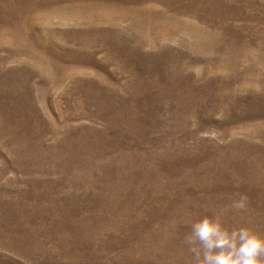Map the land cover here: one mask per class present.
Here are the masks:
<instances>
[{"label": "rangeland", "instance_id": "obj_1", "mask_svg": "<svg viewBox=\"0 0 264 264\" xmlns=\"http://www.w3.org/2000/svg\"><path fill=\"white\" fill-rule=\"evenodd\" d=\"M225 208L264 238V0H0V264H195Z\"/></svg>", "mask_w": 264, "mask_h": 264}, {"label": "clouds", "instance_id": "obj_2", "mask_svg": "<svg viewBox=\"0 0 264 264\" xmlns=\"http://www.w3.org/2000/svg\"><path fill=\"white\" fill-rule=\"evenodd\" d=\"M247 198L241 196L231 204V210L246 208ZM220 214L203 217L191 224L184 244L193 254L195 264H264V238L246 227L227 229Z\"/></svg>", "mask_w": 264, "mask_h": 264}]
</instances>
